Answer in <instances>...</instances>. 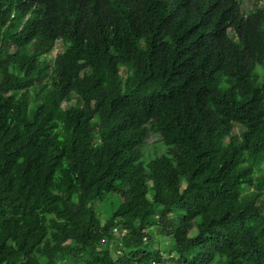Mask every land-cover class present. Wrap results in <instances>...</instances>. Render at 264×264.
<instances>
[{
  "label": "trees",
  "instance_id": "trees-1",
  "mask_svg": "<svg viewBox=\"0 0 264 264\" xmlns=\"http://www.w3.org/2000/svg\"><path fill=\"white\" fill-rule=\"evenodd\" d=\"M262 65L264 5L0 0V264H264Z\"/></svg>",
  "mask_w": 264,
  "mask_h": 264
},
{
  "label": "rangeland",
  "instance_id": "rangeland-1",
  "mask_svg": "<svg viewBox=\"0 0 264 264\" xmlns=\"http://www.w3.org/2000/svg\"><path fill=\"white\" fill-rule=\"evenodd\" d=\"M237 2L239 4L241 12L245 15L264 5V0H237ZM64 47L65 45L62 41H57L53 50L47 55L41 57V59L46 60L49 65H51L55 56L58 53L62 52ZM257 71L259 73H262L264 71V65L258 66ZM76 105H78V101L75 97H73L70 101L62 102L61 107L63 109H68L69 107ZM234 132L240 133V126L236 125L234 127ZM166 152L167 148L163 145L160 136L156 132L149 130L141 147V162L146 163L156 157L164 155ZM114 200V195L107 194L104 196L103 200L96 202L93 205V209L98 214L102 223L105 222L111 215V212L114 209ZM149 232L152 233L154 238L159 237L158 233L154 229H150ZM119 238L120 237H118V234H115V232H113V239L105 241L103 243L104 246H107L109 248L112 255H114L115 253H119L120 251L121 243ZM66 245L69 247L71 245V242H67ZM70 261V256H64V254H61L57 256L54 264H70ZM40 263L45 264V259H41Z\"/></svg>",
  "mask_w": 264,
  "mask_h": 264
},
{
  "label": "built area",
  "instance_id": "built-area-1",
  "mask_svg": "<svg viewBox=\"0 0 264 264\" xmlns=\"http://www.w3.org/2000/svg\"><path fill=\"white\" fill-rule=\"evenodd\" d=\"M113 232H115V234H118V237H122L125 234V230L119 231L116 228L113 229Z\"/></svg>",
  "mask_w": 264,
  "mask_h": 264
}]
</instances>
